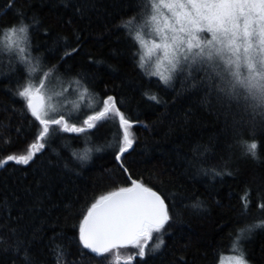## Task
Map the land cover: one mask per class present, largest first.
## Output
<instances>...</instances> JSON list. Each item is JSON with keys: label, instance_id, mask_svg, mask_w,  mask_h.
Listing matches in <instances>:
<instances>
[{"label": "trees", "instance_id": "16d2710c", "mask_svg": "<svg viewBox=\"0 0 264 264\" xmlns=\"http://www.w3.org/2000/svg\"><path fill=\"white\" fill-rule=\"evenodd\" d=\"M148 12L147 0H0V29L28 25L29 64L115 98L134 141L119 153L116 117L50 134L28 164L0 168V264H110L81 246L79 227L99 197L134 183L161 195L171 219L143 258L131 245L113 250L132 264H219L238 252L264 264V226L237 242L239 229L264 224V112L224 101L197 65L168 85L150 75L133 39ZM29 67L0 51V160L38 143L41 126L17 95ZM81 118L69 125L86 127Z\"/></svg>", "mask_w": 264, "mask_h": 264}, {"label": "snow or ice", "instance_id": "6c2138e0", "mask_svg": "<svg viewBox=\"0 0 264 264\" xmlns=\"http://www.w3.org/2000/svg\"><path fill=\"white\" fill-rule=\"evenodd\" d=\"M149 5L152 15L145 22V26L150 29L149 36L154 34L151 40L153 47L163 48L162 55L167 67L161 71V64L164 61H161L159 56L156 61L151 59L152 49L148 47L149 42L146 41L143 30L137 29L133 39L140 48L145 49L144 54L140 56L142 68L146 64L151 67L154 63L155 70L149 74L158 76L165 85H168L174 73L187 72L191 75L192 67L197 65V70L202 67L207 73L208 80L215 82V88L224 101L253 109L258 108L264 112V0H186V2L172 0L171 3H166L165 0H149ZM161 8L171 13L174 24H169L168 17H165L161 26L158 20ZM257 8L260 10L261 21L260 50L252 53L251 33L248 29L252 23L250 17ZM244 9L248 11L245 12ZM241 18L243 29L239 24ZM125 27L128 28L129 25L126 24ZM202 32L208 33L209 36L201 39L199 34ZM238 40L244 41L246 46L237 43ZM28 47H30L28 25L21 22L6 30L0 29V51L15 50L20 54V58L28 63L24 56ZM241 48H243V56ZM35 71L36 67H29L30 73ZM61 94L56 93V95ZM85 94L87 89L81 93V99ZM17 95L25 100L26 109L41 126L37 133L38 143L30 145L26 155H9L6 159L0 160V168L9 161L28 164L36 151L45 147L44 143L39 141H44L50 134L54 135L58 131L83 133L95 127L97 121L116 117L123 129V146L119 148V153L123 155L134 143L129 132L132 124L116 107L113 97H108L102 102V109L83 119L82 122L86 127H76L75 123L69 125V119L75 118L79 104L74 105L76 112L61 113L59 118H56L52 114L59 112L60 108L52 103L53 95L47 94L43 81L38 85L29 82ZM150 99L157 98L152 96ZM66 115L68 119H65ZM257 147L255 142L246 144L247 152L253 157L256 156ZM80 158L87 159V153ZM170 219L164 199L151 188L134 183L132 187L120 188L118 191L99 197L91 205L79 227V241L84 249L97 258L110 261V264H132L135 256L121 257L118 251L113 252V250L131 245L139 249L137 255L143 258L146 254L145 249L152 241L153 233H160ZM261 226L264 224L239 229L237 242L245 233L250 232L252 227ZM141 240L144 243H141ZM157 240L159 242L154 244L155 248L163 243L159 237ZM233 250L238 252L235 243ZM109 253L112 255L108 256ZM220 264H226L225 258H221ZM227 264H246L243 253L238 252L228 257Z\"/></svg>", "mask_w": 264, "mask_h": 264}, {"label": "rangeland", "instance_id": "374dc122", "mask_svg": "<svg viewBox=\"0 0 264 264\" xmlns=\"http://www.w3.org/2000/svg\"><path fill=\"white\" fill-rule=\"evenodd\" d=\"M166 3H171L172 0H165ZM182 2H186V0H182ZM147 5H148V15L146 19L143 21V23L139 24L135 29H134V34L137 29H142L144 34H145V39L148 41V47L152 49L150 53V57L153 61H156L157 56H159L161 61H164V57L162 55L163 48L156 49L153 47L151 44V40L154 38L153 36H149L148 33L150 29L145 26V22L149 19V17L152 15V9L149 5V0H147ZM190 10V9H186ZM245 12H247V9H244ZM168 17V23L169 24H174V18L172 17L171 13L168 12L167 9L161 8L160 13L158 15V20L161 23V26L164 24V18ZM252 23H250L248 31L251 33V38L250 42L252 44V49L250 50L252 53H257L260 50V29H261V21H260V10L257 8L253 11L251 17H250ZM241 29H243V19L239 21ZM178 27V26H177ZM201 39H204L209 36L208 33L202 32L199 34ZM237 43H243L246 46V43L242 40H238ZM22 47L24 45H21ZM13 52L18 54V57L20 58V54L13 50ZM140 56L144 54L145 49L140 48ZM29 55V48H26V51L24 53V56L27 58ZM241 55L243 56V48H241ZM21 59V58H20ZM22 60V59H21ZM26 66H34L31 63L29 64L26 63L24 60H22ZM36 71L34 73H30L28 76V82L26 85L31 82L34 85H38L41 81L44 82L45 84V89L47 90V94L53 95V100L52 103L57 104V106L60 108L59 112L53 113L52 115L55 116L56 118H59L61 113H67L69 111L76 112V109L74 108V105L79 104V110L77 112V115L75 117H82L81 120L86 119L88 115L95 114V111L102 109V102L99 100L97 97L93 96L90 94V92L87 91V94L83 96V99H81V93L84 92V87L81 86L79 83H76L75 81H65L61 79L58 74L55 72L51 74H47L48 72L45 71L44 68L40 66V64L37 62L36 65ZM167 67L166 61H164L161 64V71H164L165 68ZM145 68L151 72L155 70V64L153 63L152 66L150 67L148 64L145 65ZM243 71V69H242ZM45 76L47 79H45ZM158 77V76H157ZM43 91V90H42ZM56 93H62L61 95H56ZM105 101V100H104ZM47 103V101H46ZM84 115V116H83ZM67 119V115L65 116ZM118 119V118H117ZM81 122V121H80ZM79 122V123H80ZM98 122V121H97ZM95 122L97 125L98 123ZM141 243H143V240H141ZM137 249V248H136ZM236 255V253L228 254L225 255L223 258H225L226 264H227V258L230 256ZM220 264V263H219ZM246 264H248L246 262Z\"/></svg>", "mask_w": 264, "mask_h": 264}, {"label": "water", "instance_id": "95a60500", "mask_svg": "<svg viewBox=\"0 0 264 264\" xmlns=\"http://www.w3.org/2000/svg\"><path fill=\"white\" fill-rule=\"evenodd\" d=\"M161 196V195H160ZM162 197V196H161ZM163 198V197H162ZM165 201V200H164ZM165 204H166V202H165ZM167 205V204H166ZM130 246V245H129ZM126 247H128V246H126ZM121 248H124V247H121Z\"/></svg>", "mask_w": 264, "mask_h": 264}]
</instances>
